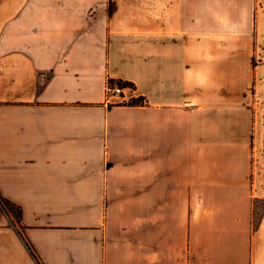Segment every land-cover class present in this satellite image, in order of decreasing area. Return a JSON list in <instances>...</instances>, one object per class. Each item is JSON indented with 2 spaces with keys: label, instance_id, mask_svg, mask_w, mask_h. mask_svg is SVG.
Segmentation results:
<instances>
[{
  "label": "crops",
  "instance_id": "obj_1",
  "mask_svg": "<svg viewBox=\"0 0 264 264\" xmlns=\"http://www.w3.org/2000/svg\"><path fill=\"white\" fill-rule=\"evenodd\" d=\"M0 195V264H264V0H0Z\"/></svg>",
  "mask_w": 264,
  "mask_h": 264
},
{
  "label": "trees",
  "instance_id": "obj_2",
  "mask_svg": "<svg viewBox=\"0 0 264 264\" xmlns=\"http://www.w3.org/2000/svg\"><path fill=\"white\" fill-rule=\"evenodd\" d=\"M114 85H117L120 88H125V87L133 88V84L129 81L122 80V79L109 78L107 81V86L110 89H112V88H114ZM143 102H144L143 96H137V97L129 98L124 103L127 105H140V104H143ZM0 207L2 208L4 213L7 214L9 217H12V219H14L15 222H17V223L20 222L21 216H22V211L18 205L14 204L13 202L8 200L7 198H4L0 195ZM21 236L24 237V235L22 233H21ZM25 242H26V245L29 248L33 258L37 261L38 264H41L36 252L30 246L29 242L27 240Z\"/></svg>",
  "mask_w": 264,
  "mask_h": 264
},
{
  "label": "built area",
  "instance_id": "obj_3",
  "mask_svg": "<svg viewBox=\"0 0 264 264\" xmlns=\"http://www.w3.org/2000/svg\"><path fill=\"white\" fill-rule=\"evenodd\" d=\"M122 89L124 88H120L118 87L117 85H114V88L110 89L108 86H107V91L110 92V91H116V92H119V91H122Z\"/></svg>",
  "mask_w": 264,
  "mask_h": 264
}]
</instances>
